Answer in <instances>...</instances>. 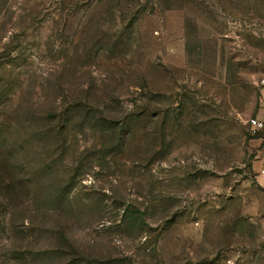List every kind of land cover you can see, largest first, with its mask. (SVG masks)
<instances>
[{"label":"rangeland","instance_id":"374dc122","mask_svg":"<svg viewBox=\"0 0 264 264\" xmlns=\"http://www.w3.org/2000/svg\"><path fill=\"white\" fill-rule=\"evenodd\" d=\"M263 102L264 0H0V264H264Z\"/></svg>","mask_w":264,"mask_h":264},{"label":"crops","instance_id":"0c3cea01","mask_svg":"<svg viewBox=\"0 0 264 264\" xmlns=\"http://www.w3.org/2000/svg\"><path fill=\"white\" fill-rule=\"evenodd\" d=\"M253 115L257 117L264 116V102L253 110ZM250 142L255 147L254 161L251 166L254 179L264 187V134L255 135Z\"/></svg>","mask_w":264,"mask_h":264},{"label":"built area","instance_id":"2783aa9c","mask_svg":"<svg viewBox=\"0 0 264 264\" xmlns=\"http://www.w3.org/2000/svg\"><path fill=\"white\" fill-rule=\"evenodd\" d=\"M246 122L251 129L256 131H264V116L257 117L255 115L248 116Z\"/></svg>","mask_w":264,"mask_h":264}]
</instances>
